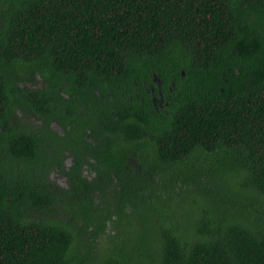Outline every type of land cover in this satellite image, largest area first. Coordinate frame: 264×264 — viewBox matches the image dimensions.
Returning <instances> with one entry per match:
<instances>
[{
	"label": "trees",
	"instance_id": "16d2710c",
	"mask_svg": "<svg viewBox=\"0 0 264 264\" xmlns=\"http://www.w3.org/2000/svg\"><path fill=\"white\" fill-rule=\"evenodd\" d=\"M36 64L82 95L32 94L76 118L69 136L109 130L94 186L78 154L67 170L35 134L0 130V264H264V0H0L1 122Z\"/></svg>",
	"mask_w": 264,
	"mask_h": 264
},
{
	"label": "flooded vegetation",
	"instance_id": "af4514ba",
	"mask_svg": "<svg viewBox=\"0 0 264 264\" xmlns=\"http://www.w3.org/2000/svg\"><path fill=\"white\" fill-rule=\"evenodd\" d=\"M27 69L28 68H23V70ZM28 71L29 72L27 74H22L24 75L25 81L23 83L18 81L16 84H13L12 87V89L19 93V97L15 95L16 97L14 101H19V104L21 103L22 105L21 111H18L16 109L19 118L17 120L11 119L10 122L0 121V130L2 132H5L8 131L10 127L19 125V129L25 134L30 135V137L32 136L31 134H35L40 140L43 141L44 146L47 149L46 155L50 157V154L53 153L56 157L63 160L65 168L67 170L76 165V156L78 154L80 157L82 173L86 176V179L90 184H92L93 186L97 185V183H99V176L93 170L92 165L96 162L95 157L101 146L99 144L101 140L100 130H109V128L107 129L105 126L106 123L99 122L98 120L94 124L90 120L88 124H84V127L80 129L84 130V128L87 127V134L85 136L83 134H80L77 137V139L80 138V140L77 142V139H73V137L69 136V133H67V129H72L74 122L77 121L76 118L71 119L72 116L67 115L66 121H64V123L58 122V120H55V118L53 119L51 115H55V117L61 119L60 110L62 107H56V109L52 108L50 106L51 101L49 102L47 97L43 98V95L44 92L49 90L50 93L54 92L62 95V97L64 98L63 101L77 102V104L80 105V99L82 95L78 94V97L73 98L71 96L73 93L70 94V91L72 90H70V82L67 79L68 77L63 76L62 78H60V80H58V82H55L54 78L48 77L46 68H44L41 64L34 65V68H29ZM43 75H45V77ZM184 76L185 72H183V77ZM142 81L143 76L134 82L133 88L126 91V97L130 96L131 105L135 99H138L137 97L139 95H142L144 87H146L148 94V82H144L143 84ZM155 81L158 83V86H160L161 81L157 79H155ZM53 82L55 86L51 85ZM83 87L86 88V86ZM66 88L69 89V92L66 91ZM154 89L155 88L152 89L154 103L153 105L155 106V108L158 105H160L161 108H164V105L160 104L158 91L156 92ZM37 91H41V93L43 94L42 97L33 98L32 94ZM159 95L160 97H163V94L161 92H159ZM95 96L96 98L92 97V100H95V102H100L97 98H101L104 99L106 106L114 104V101L111 98L112 95L107 91L102 92L100 90H97ZM143 100L145 99L143 98ZM143 100H141V102H144ZM136 102H138V100H136ZM83 113L84 110H80V115H82ZM117 122L120 124V129L129 127V129L131 130L132 124L129 121V117H127V119L125 120H122V118L119 116L117 117ZM141 123L143 125L146 124L144 122ZM76 134H79L78 130H76L74 136ZM59 138L62 139L61 142H58ZM70 140L75 144L74 150H71L67 147L66 142H70ZM64 142L65 146L62 148L61 146ZM2 144H7V141ZM136 156L137 155H134L133 158H135ZM50 175V180L52 183H54L55 185L64 184L65 186L67 178L62 174L60 168L58 170L53 169ZM112 187L115 188L113 184L111 186L110 184H106L105 188L112 189Z\"/></svg>",
	"mask_w": 264,
	"mask_h": 264
},
{
	"label": "rangeland",
	"instance_id": "374dc122",
	"mask_svg": "<svg viewBox=\"0 0 264 264\" xmlns=\"http://www.w3.org/2000/svg\"><path fill=\"white\" fill-rule=\"evenodd\" d=\"M117 221H118V225L115 228V232H116V236L119 237L126 232L127 223L126 221H121L119 217ZM145 225H146V221L143 222L142 224H139L138 228L136 229V232H134L133 234H130V236L133 235L134 238H137L138 234L145 233L146 231Z\"/></svg>",
	"mask_w": 264,
	"mask_h": 264
}]
</instances>
